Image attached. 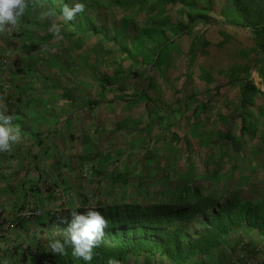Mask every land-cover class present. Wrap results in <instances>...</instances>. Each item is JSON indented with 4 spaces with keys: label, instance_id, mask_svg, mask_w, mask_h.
<instances>
[{
    "label": "rangeland",
    "instance_id": "rangeland-1",
    "mask_svg": "<svg viewBox=\"0 0 264 264\" xmlns=\"http://www.w3.org/2000/svg\"><path fill=\"white\" fill-rule=\"evenodd\" d=\"M189 1H192L195 5L193 10L191 8H171L169 6L163 9L151 7L140 10L134 0H80L86 5L85 11L71 21V24L67 23V25L74 27L76 32L87 33V31H90L94 33L97 37L93 38L92 36L90 40V45L96 46L94 52L102 50V47L98 44L102 43L103 45L108 39L116 38L117 42H121L124 48L138 56L141 61L149 63V59L152 60L153 64H150V66L144 65L142 68L127 63L125 70H128V74L123 75L122 78H115V74L111 72L112 74L103 77L105 79L100 77L102 81L99 80L93 86L96 87L95 92L97 94V91L103 92L104 89H107L105 93L115 96L114 98L119 97L120 90L118 87L127 89L130 96L140 89L151 92L153 87L157 85L158 87H164V90L158 91L160 93L158 94L159 98L155 100V106L159 107L160 113H163L160 122L165 116L171 115V111L184 110L183 107L186 106L193 108V105L206 103L211 100L214 94L212 86L205 87L203 85L199 76L204 74L202 75V69H198L196 65L192 68L191 75H193V78L198 77L195 78L197 80L183 82L177 79L176 81L177 72L180 71V68L176 71V65H182L181 60L184 56L186 66L192 59L194 62L198 60L205 63L204 70L207 67H212L208 71H213L209 75H215V80L225 74H230L231 69H243V72L238 73L239 79L236 81L246 79L255 89L249 94L251 98L249 101L252 105L250 111L252 113L248 119L250 132L254 130L257 132L255 139L249 141L248 138L241 137L239 134L240 86L238 89L234 86L231 90L221 92L216 96L215 101L210 103L214 106L216 103V106H218L217 112H205L200 117L197 116L200 115L199 113L195 114V111H192L193 121L196 117L202 118L200 124L192 125L191 123L188 124L189 126L186 125L185 128L181 124L182 128L179 129L178 127L171 128L162 125L163 120L160 128L156 130L159 134L153 133V137H156L159 144L138 147L144 149L145 155L153 158L151 160H143L147 158L146 156H143L141 160H137L136 151L135 154L130 152L136 150L137 142H139L138 139L133 141L130 135L128 138L129 144L122 145L124 138L120 137L117 140L121 144L114 145L113 143L105 147L104 151L110 153L112 158L116 160L111 162L106 160V156L101 157L103 158V165H106L105 177L100 179V176L96 174L97 165L88 166L87 169L80 172L81 179L87 180L81 185L82 189L93 191L88 194L90 196L88 199L94 200L97 193L103 198L106 197L109 200L112 198L109 183L112 168L115 172L122 173L124 172L123 169L126 168L129 173L132 172L129 184L136 183L135 178L141 177L151 185L152 181L160 178L163 163L166 164V170L170 171L174 169L175 164L179 166L176 172L169 173L171 180L177 174H183L187 177L208 176L207 178H209L211 184L205 179L200 180L199 184L203 191L213 194L217 200L215 203L213 200L215 207L217 205H227L231 201L253 202L264 196V81L257 72L259 56L256 52V43L249 30L225 24V19L220 14L224 0H212V11L210 12L200 8L205 6L206 0ZM65 4L71 7L70 0H64V2L63 0H31L28 10L20 18L18 26L5 36L8 37L9 35L8 40L10 42H20V39H17V32L31 21L34 25L30 28L36 31L35 39H40L42 36L48 37L49 31L45 28V25L49 22L40 20V12L53 9V6L58 7L60 10ZM189 16L195 17V22L190 27L187 26L192 21L191 19L188 20ZM22 19H25L26 22ZM60 23L62 24L61 21ZM187 27L188 29H186ZM76 32L69 34L62 29L64 39L60 41L52 39L55 40L54 46L57 48L55 56L60 60H65V62L74 58V53L76 56H80L81 58L78 60V67H81L79 74H84V77L88 76L91 79L92 76L88 75L91 67L88 66L90 64L88 56L82 54H87L86 49L82 47L84 43L88 44V38ZM72 41L75 44L71 45ZM204 42L207 43L205 50L210 52L206 55L210 56L209 59L205 58V55L196 57ZM163 46L170 47L162 52ZM107 51L112 56L111 71H116L121 62H125L127 58L115 47L107 49ZM49 52L46 51V53ZM18 58H21L20 55L15 54L0 56L1 68L5 69L8 74L10 71H15L18 66H14V63L18 61ZM99 59H101L100 56ZM211 59L214 62L207 64L206 62ZM3 69L0 70V75L2 74L0 93L5 97L11 90V77L3 73ZM101 69L103 71L102 66ZM132 69L135 71H131ZM148 69L149 71L152 70L154 73L152 75L156 76L155 79L153 77L147 78L144 71L148 72ZM95 72H98V70ZM93 74L97 76L96 73ZM224 79H229V77ZM110 86H113L111 88L112 93H108ZM109 95H101V97L104 99ZM174 95L177 99L175 103L178 104L173 110L171 105H173L172 98L175 99ZM142 127L143 130H149L147 126H139L140 131H133L131 135L133 133L140 134ZM226 137L228 140L225 139ZM170 149L175 153V162L169 155ZM129 154L133 155L125 158V155ZM117 187L120 188L119 185ZM84 192L87 191L84 190ZM83 196L87 197V194ZM126 199L130 200L128 196H126ZM202 217L198 214L192 223L186 225L185 230L188 238L192 239L195 227L198 228ZM226 255H230L227 258L228 260L225 259ZM208 260L210 262L215 261V264L264 263V237L255 231L241 227L233 231L229 239H226L221 248L213 252ZM193 264H201V260L195 261Z\"/></svg>",
    "mask_w": 264,
    "mask_h": 264
},
{
    "label": "crops",
    "instance_id": "crops-1",
    "mask_svg": "<svg viewBox=\"0 0 264 264\" xmlns=\"http://www.w3.org/2000/svg\"><path fill=\"white\" fill-rule=\"evenodd\" d=\"M22 20L26 22L25 19ZM60 21L64 31L69 34L76 32V29L68 26L65 20ZM33 25L34 23L29 21L28 25L19 29L17 34L20 36L18 35L17 39H20V42H10L9 35L8 37L5 34L0 35V56L15 54L21 57L14 63L18 69L15 68V71H10L9 74L0 64V70L3 69V73L11 77L10 93L0 104L7 107L8 111L5 114H14V124L20 126L22 137L21 143L14 146L11 152L0 153V264H35V261L42 260V253L46 255L45 251L51 240L63 239V234L55 230L56 225L50 215L54 214L57 218L65 216L70 221V212L78 208L77 206L80 207L83 199L90 197L88 194L93 191L82 189L81 185L87 180L81 179L80 172L88 166L102 164V156H106L107 161H116L110 153L104 151L105 147L113 143L118 144L120 141L117 139L120 137L124 138L122 145L129 144L130 135L133 141L139 140L136 150L130 152L135 154L136 151L137 160H141L143 156L148 155H145L144 149L138 147L159 144L153 133L159 134L156 130L160 128L163 120L162 125L179 129L182 128L181 124L184 128L191 123L200 124L202 118L196 117L193 121L194 116L191 115L194 111L195 114L199 113L200 115L197 116L200 117L205 112H217L216 103L215 106L210 104L215 101L216 96L231 90L234 86L238 89L243 83L242 80L236 81L237 78L229 74L215 80V75H209L213 71H208L212 67L204 70L205 63L198 60L194 62L192 59L186 66L184 56L182 62L180 61L182 65H176V71L180 68L176 81L177 79L183 82L197 80L195 78L198 77L193 78L191 75L192 68L196 65L198 69H202V75L204 74L199 76L203 85L212 86L214 94L206 103L193 105V108L186 106L187 108L183 107L184 110L171 111V115L165 116L160 122L163 113H160L159 107L155 106V100L159 98L158 91L164 90V87L157 85L151 92L140 89L132 96L128 95L127 89L118 87L119 97L114 98L115 96L105 93L107 89L103 92L97 91V94L96 87L93 86L99 82L100 77L103 78L107 74L113 73L115 78H122L123 75L128 74V70H125L127 63L142 68L144 65L153 64L151 59L149 63L143 62L134 53L129 52L137 59L132 61L126 52L110 41L103 45L98 44L102 50L94 52L96 46L90 45V40L92 36L93 38L97 36L90 31L87 33L77 31L76 33L88 38V44L84 43L82 47L86 49L87 54H82L88 56L90 62L89 65L87 64L91 66L89 74L87 71V74L92 76L90 79L88 76L84 77V74H79L80 56L74 53L75 57H71L68 62L56 58L57 48L54 46L55 40H52L56 38L49 32L48 37L35 39L36 31L30 28ZM49 26L50 24H47L45 28L48 30ZM72 44L75 42L72 41ZM44 47L55 51L49 53L38 51ZM113 47L127 58L125 62H121L116 71H111L112 56L107 51ZM169 47L163 46L162 52ZM198 52L196 57L210 53L206 50ZM209 57L205 58L209 59ZM211 62L214 61L211 59L206 63ZM101 66L103 71L100 70ZM96 70L98 72H95ZM144 73L149 79L156 77L152 75L154 73L151 69ZM1 76L2 74L0 79ZM226 76L229 79H224L228 78ZM112 87H109L108 93L113 92ZM101 95H109V97L103 99ZM172 99L171 109L174 110L178 103H175L176 96ZM204 105L207 106L206 111L203 109ZM139 126H147L149 130H143L142 127L140 134L131 135L133 131H140ZM173 152L170 149L169 155L176 161ZM132 155H125V158ZM151 159L153 158L147 157L143 160ZM84 194H87V197L83 196ZM25 210L28 212L38 210L42 215L30 217L23 214ZM229 257L230 255H226L225 259L228 260ZM125 264H167V262L163 258L139 257L128 259ZM210 264H215V261Z\"/></svg>",
    "mask_w": 264,
    "mask_h": 264
},
{
    "label": "trees",
    "instance_id": "trees-1",
    "mask_svg": "<svg viewBox=\"0 0 264 264\" xmlns=\"http://www.w3.org/2000/svg\"><path fill=\"white\" fill-rule=\"evenodd\" d=\"M134 1L140 10L151 7L163 9L168 6L191 10L195 8L194 3L189 0ZM211 3L212 0H206L205 6L200 8L210 12ZM53 8L57 15L62 16V7L60 10L55 6ZM220 14L225 19V24L247 29L251 33L259 56L257 72L264 81V0H224ZM190 19L192 21L188 27L195 22V17L189 16L188 20ZM65 22L71 24V21ZM108 41L126 52L130 60H137L122 47L121 42H117L116 38ZM206 47L207 43L204 42L201 51ZM241 72L243 69H231L229 75L239 79L238 73ZM242 81L239 95L241 109L238 115L239 134L251 141L255 139L257 132L255 130L250 132L248 124L252 113L249 94L255 89L246 79ZM203 109L206 111L207 106L204 105ZM227 137L225 139L228 140ZM103 164L98 165L96 170L100 179L105 177L106 165ZM163 165L160 178L152 181L151 185L141 177L135 178L136 183L129 184L132 172L129 173L127 168H122L124 170L122 173L115 172L112 168L111 173L109 172L112 198L109 200L97 193L94 200L83 199L81 206L74 209L84 213L85 208L94 207L101 210L108 220L106 235L101 244L93 250V258L88 264H106L109 257L118 259L120 264L139 257L163 258L167 264H193L198 260H201V264H207L210 263L209 256L221 248L233 231L241 227L264 237V196L253 202L231 201L227 205L215 207L214 203L217 200L213 194L203 191L199 184L203 179L211 184L208 176L187 177L177 174L174 175L175 179L171 180L169 173L176 172L179 166L175 164L174 169L170 171L166 170L165 163ZM126 196L130 200H127ZM198 214L203 217L190 239L186 235V225L192 223ZM50 218L59 228L68 227L67 223L60 222L54 214H51ZM45 252L46 255L42 253V260L35 261V264H86L82 259L73 256L71 245L66 246L64 255L52 253L49 244Z\"/></svg>",
    "mask_w": 264,
    "mask_h": 264
},
{
    "label": "clouds",
    "instance_id": "clouds-1",
    "mask_svg": "<svg viewBox=\"0 0 264 264\" xmlns=\"http://www.w3.org/2000/svg\"><path fill=\"white\" fill-rule=\"evenodd\" d=\"M31 0H0V35L11 32L18 26L20 18L26 13ZM71 7L67 4L62 7V16L57 17L55 9H46L40 12V20L49 21L48 31L57 41L63 40V25L60 20L73 21L82 14L86 5L80 0H70ZM40 52L55 51L46 47L39 49ZM7 107L0 104V153L11 152L14 146L22 141L21 130L18 124H14V114H5ZM79 207V206H77ZM24 215H31L25 210ZM39 217V216H38ZM62 223H67L68 227L61 230L55 226L57 233L63 234V239H53L49 242L52 253L66 254V246L71 245L73 256L82 259L88 264L93 258V250L98 247L106 235L109 227L108 220L103 212L94 207L86 208L84 213L77 210L70 212V221L67 217L58 218ZM106 264H120L114 257H109Z\"/></svg>",
    "mask_w": 264,
    "mask_h": 264
},
{
    "label": "built area",
    "instance_id": "built-area-1",
    "mask_svg": "<svg viewBox=\"0 0 264 264\" xmlns=\"http://www.w3.org/2000/svg\"><path fill=\"white\" fill-rule=\"evenodd\" d=\"M3 62H5V61H3ZM3 98H4L3 94L0 93V103L2 102ZM30 213H31V215H27V216H30V217L31 216H37L38 217V216H41L42 215V212L41 211H38V210H33Z\"/></svg>",
    "mask_w": 264,
    "mask_h": 264
}]
</instances>
